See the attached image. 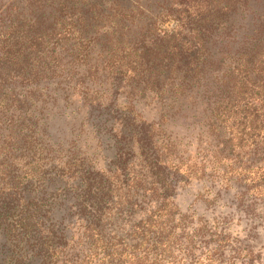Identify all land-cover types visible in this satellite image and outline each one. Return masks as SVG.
<instances>
[{
  "label": "rangeland",
  "instance_id": "obj_1",
  "mask_svg": "<svg viewBox=\"0 0 264 264\" xmlns=\"http://www.w3.org/2000/svg\"><path fill=\"white\" fill-rule=\"evenodd\" d=\"M173 26L166 18L155 37L136 38L137 55L153 40L168 48L183 42ZM137 55L124 62L129 69ZM128 73L108 83L113 96L100 99L105 110L78 109L81 92L69 90L80 116L52 121L63 145L17 158L21 181L32 167L48 172L33 184L46 192L36 202L62 251L52 262L264 264V79L255 86L231 81L211 112L201 102L190 108L177 92L179 76L161 92Z\"/></svg>",
  "mask_w": 264,
  "mask_h": 264
},
{
  "label": "trees",
  "instance_id": "obj_2",
  "mask_svg": "<svg viewBox=\"0 0 264 264\" xmlns=\"http://www.w3.org/2000/svg\"><path fill=\"white\" fill-rule=\"evenodd\" d=\"M166 18L183 42L168 48L153 40L137 55L134 40L155 37ZM128 72L131 82L150 81L161 92L179 76L177 92L190 108L201 102L213 112L231 81L264 79V0H0V264H56L57 231L36 202L46 192L33 184L48 172L32 167L21 181L17 158L63 145L52 121L80 116L69 90L81 92L78 109L105 110L100 99H111L110 84ZM132 100L126 107L135 119Z\"/></svg>",
  "mask_w": 264,
  "mask_h": 264
}]
</instances>
